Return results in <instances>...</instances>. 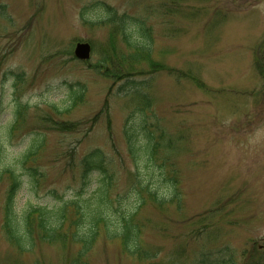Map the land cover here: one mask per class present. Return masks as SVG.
I'll use <instances>...</instances> for the list:
<instances>
[{"label": "rangeland", "instance_id": "obj_1", "mask_svg": "<svg viewBox=\"0 0 264 264\" xmlns=\"http://www.w3.org/2000/svg\"><path fill=\"white\" fill-rule=\"evenodd\" d=\"M122 17L145 27L147 58L123 40ZM78 42L91 47L86 61L73 55ZM14 101L28 106L11 122ZM141 110L160 148L156 171L140 173L150 183L163 174L177 195L142 194L133 219L141 254L103 226L85 250L70 219L52 241L34 226L32 246L19 249L3 229L11 181L2 171L0 264H194L201 250L240 254L264 240V0H0V145L17 164V212L57 206L85 182L84 197L94 194L101 173L84 177L80 163L96 149L114 176L112 210L126 203L136 168L124 131L133 112L141 126ZM40 135L26 162L39 174L32 183L18 162Z\"/></svg>", "mask_w": 264, "mask_h": 264}, {"label": "trees", "instance_id": "obj_2", "mask_svg": "<svg viewBox=\"0 0 264 264\" xmlns=\"http://www.w3.org/2000/svg\"><path fill=\"white\" fill-rule=\"evenodd\" d=\"M102 7L104 11L103 14L106 18H114V13L112 14L113 10L110 7H106L105 5H102ZM84 21L87 22L86 20ZM120 23L121 35L126 44L135 49L136 54L143 53L147 58L148 53H150V45L147 44L145 40H149L150 36H146V30L143 24L138 21H134L130 24L128 18L126 17H122V19H120ZM129 25L132 26V29H130L131 26ZM122 88L123 87H121L120 90ZM83 90V88H77L71 92L73 105L77 100L81 99ZM27 106V104L14 101L12 110L14 116L11 119V122H16L18 118L21 119ZM144 109L145 108H143V113ZM136 113L141 114H139V123H141V126L139 127L132 120L136 116L133 115V112L132 115H129L128 117L130 124H128L127 121L128 125L124 131V138L126 144L128 145L129 153H131L135 161V185L131 188V192L126 195L128 197L123 198L124 201H127L126 203H122L121 200H117V203L121 204H119L116 211L112 210L111 201L108 198L114 176L109 174V171L104 164V156L102 152L96 149L84 155L80 163L84 177H86V175L93 170L101 173V178L94 194L84 197V190L86 187L85 182V184L81 185L80 190L72 199L67 201L62 200L57 206L48 208L46 206H34L28 204L21 210V212H17L13 205L15 192L20 186V179L16 174L15 169L17 164L8 162V158H6V155L4 154L2 145H0V176L3 171L9 175L11 181L5 202L3 229L9 239L19 249L24 250L32 246L33 237L31 232L34 226H36L40 231L41 238L43 240L52 241L56 239L57 233L62 228L65 221L70 219L71 221L76 220L75 228L70 237L75 242L83 244L82 248H85V250H87L91 245L99 230V226H103L105 235L109 239H121L122 246L129 255L138 256L141 254L139 234L137 231L138 228L133 219L135 217V213L144 203L142 194L153 198L156 201L160 200V197L166 198V195L163 194L162 196H158V190L160 188L168 191L166 194L169 196L177 195L174 191L175 183L173 184L172 180L165 181L163 174L162 176L160 175L162 178L161 180L150 183L144 178V175L140 173V169L144 171H156V163L154 164L153 159L156 157V153L160 148V143L158 142L157 137L155 135H151L152 133L150 134L148 130L144 132L145 127L142 122H146L147 120L146 118L142 119V110ZM42 145L43 138L41 135L39 138L35 137L32 139L25 155H23L22 159L18 162L21 167V171L31 179L30 181L32 183H36V177L39 174L37 171H34L33 168H27L26 162L33 157ZM140 162H142L141 168L140 166L138 167ZM157 166V170L159 168L162 170V165L157 164ZM84 181L85 178L83 179V182ZM162 181L164 182L162 183ZM132 194L135 197V201L130 203L128 201H130V195L132 196ZM158 202L162 203L163 199ZM69 210H74V214L76 216L67 217ZM66 235L69 236L67 233ZM194 264H264V240L260 242L251 241L249 246H246L240 254H237L229 248L218 249L214 252L201 250L198 252Z\"/></svg>", "mask_w": 264, "mask_h": 264}, {"label": "water", "instance_id": "obj_3", "mask_svg": "<svg viewBox=\"0 0 264 264\" xmlns=\"http://www.w3.org/2000/svg\"><path fill=\"white\" fill-rule=\"evenodd\" d=\"M73 55L76 59L80 61L88 60L91 55V47L89 43L86 42L76 43L73 49Z\"/></svg>", "mask_w": 264, "mask_h": 264}]
</instances>
